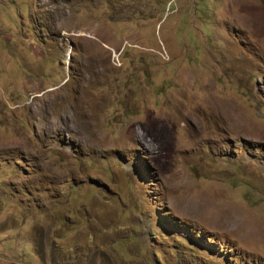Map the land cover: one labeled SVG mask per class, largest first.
<instances>
[{"label":"rangeland","instance_id":"374dc122","mask_svg":"<svg viewBox=\"0 0 264 264\" xmlns=\"http://www.w3.org/2000/svg\"><path fill=\"white\" fill-rule=\"evenodd\" d=\"M0 264H264V0H0Z\"/></svg>","mask_w":264,"mask_h":264},{"label":"bare ground","instance_id":"6f19581e","mask_svg":"<svg viewBox=\"0 0 264 264\" xmlns=\"http://www.w3.org/2000/svg\"><path fill=\"white\" fill-rule=\"evenodd\" d=\"M206 210V209H205ZM220 217V216H219Z\"/></svg>","mask_w":264,"mask_h":264}]
</instances>
